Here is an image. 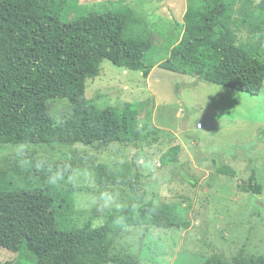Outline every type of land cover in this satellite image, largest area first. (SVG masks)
Instances as JSON below:
<instances>
[{
  "label": "trees",
  "instance_id": "trees-1",
  "mask_svg": "<svg viewBox=\"0 0 264 264\" xmlns=\"http://www.w3.org/2000/svg\"><path fill=\"white\" fill-rule=\"evenodd\" d=\"M109 4L113 9L100 12L80 0H0V146L138 145L148 102L100 109L85 99L87 81L100 75L106 60L146 78L159 66L251 95L262 92L264 0L191 1L180 42L158 63L149 58V23L125 2ZM244 29L254 43H240ZM58 99H67L73 111L60 121L51 107ZM180 150L164 154L162 166L174 164ZM216 170L236 176L228 165ZM24 171L0 172V248L18 253L20 264H140L111 255L126 228L190 226L177 204L144 197L142 176L129 161L98 167L100 185L125 186L133 194L129 206L112 208L100 226L72 224L71 191ZM238 190L261 195L264 186L253 170ZM202 264H264V256L233 262L213 256Z\"/></svg>",
  "mask_w": 264,
  "mask_h": 264
},
{
  "label": "rangeland",
  "instance_id": "rangeland-1",
  "mask_svg": "<svg viewBox=\"0 0 264 264\" xmlns=\"http://www.w3.org/2000/svg\"><path fill=\"white\" fill-rule=\"evenodd\" d=\"M191 1L200 0L80 3L100 12L113 9L110 2L128 4L149 23L153 34L149 58L158 63L180 42ZM238 33L241 44L256 41L245 29ZM85 99L100 109L148 102L139 119L138 145L0 146V172L30 171L36 178L44 177L46 184L70 190L75 202L71 223L81 227L91 221L100 226L112 208L129 206L133 194L125 186L100 185L98 167L129 161L142 176L144 197L157 204H177L190 226L126 228L114 243L112 256L140 264H202L213 256L229 262L264 256V190L261 195L238 190L253 170L264 186V88L255 96L159 66L146 78L106 60L100 75L87 81ZM51 107L59 121L73 113L67 99L53 101ZM199 123L204 129L197 128ZM174 146L181 148L174 164L162 166V156ZM218 165L232 167L236 176L219 174ZM21 260L18 253L0 248V264Z\"/></svg>",
  "mask_w": 264,
  "mask_h": 264
},
{
  "label": "built area",
  "instance_id": "built-area-1",
  "mask_svg": "<svg viewBox=\"0 0 264 264\" xmlns=\"http://www.w3.org/2000/svg\"><path fill=\"white\" fill-rule=\"evenodd\" d=\"M197 128H198V129H202V128H203V125H202L201 123H199V124L197 125Z\"/></svg>",
  "mask_w": 264,
  "mask_h": 264
},
{
  "label": "crops",
  "instance_id": "crops-1",
  "mask_svg": "<svg viewBox=\"0 0 264 264\" xmlns=\"http://www.w3.org/2000/svg\"><path fill=\"white\" fill-rule=\"evenodd\" d=\"M202 129H204V128H202ZM202 129H201V130H202Z\"/></svg>",
  "mask_w": 264,
  "mask_h": 264
}]
</instances>
